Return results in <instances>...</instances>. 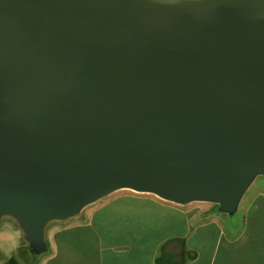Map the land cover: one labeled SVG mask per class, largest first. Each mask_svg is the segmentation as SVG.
I'll return each instance as SVG.
<instances>
[{
  "label": "water",
  "instance_id": "water-1",
  "mask_svg": "<svg viewBox=\"0 0 264 264\" xmlns=\"http://www.w3.org/2000/svg\"><path fill=\"white\" fill-rule=\"evenodd\" d=\"M264 176V0H0V220L128 189L233 215Z\"/></svg>",
  "mask_w": 264,
  "mask_h": 264
},
{
  "label": "crops",
  "instance_id": "crops-1",
  "mask_svg": "<svg viewBox=\"0 0 264 264\" xmlns=\"http://www.w3.org/2000/svg\"><path fill=\"white\" fill-rule=\"evenodd\" d=\"M217 204L178 205L128 189L49 222L35 255L17 221L0 220V264H264V176L235 214ZM5 218V223H3Z\"/></svg>",
  "mask_w": 264,
  "mask_h": 264
},
{
  "label": "trees",
  "instance_id": "trees-1",
  "mask_svg": "<svg viewBox=\"0 0 264 264\" xmlns=\"http://www.w3.org/2000/svg\"><path fill=\"white\" fill-rule=\"evenodd\" d=\"M217 209L219 210V206L217 205ZM36 255V254H35ZM10 264H17V262H15L14 260L10 261Z\"/></svg>",
  "mask_w": 264,
  "mask_h": 264
},
{
  "label": "rangeland",
  "instance_id": "rangeland-1",
  "mask_svg": "<svg viewBox=\"0 0 264 264\" xmlns=\"http://www.w3.org/2000/svg\"><path fill=\"white\" fill-rule=\"evenodd\" d=\"M216 207H217V206H216ZM3 221H4L3 223H5V218H3Z\"/></svg>",
  "mask_w": 264,
  "mask_h": 264
}]
</instances>
